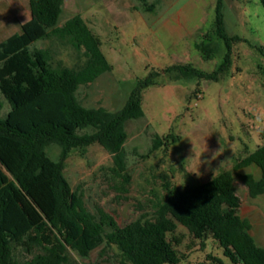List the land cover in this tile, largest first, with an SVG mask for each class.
<instances>
[{
    "label": "trees",
    "instance_id": "1",
    "mask_svg": "<svg viewBox=\"0 0 264 264\" xmlns=\"http://www.w3.org/2000/svg\"><path fill=\"white\" fill-rule=\"evenodd\" d=\"M139 1L144 10L153 11L154 4ZM260 1L264 7V0ZM64 4L65 0H29L30 20L21 25L20 33L0 43V94L11 106L6 117L0 118V264H82L71 251L87 259L100 247L103 251L116 247L118 264H180L183 257L169 237L179 225L202 246L208 238L217 241L232 264H264V247L254 238L251 221L239 213L235 184V172L255 166L259 177L245 173L241 179L250 197L264 194V138L233 170L220 171L214 180L212 176L185 189L166 184V199L151 216L123 226L102 208L91 212L81 194L72 190L64 175L67 160L74 150L84 153L93 144L112 155L113 173L128 179L124 175L126 125L144 117L142 94L154 79L150 75L138 81L119 111L83 105L77 95L80 87L111 71V65L99 37L80 14L58 25ZM212 33L226 47L223 62L214 72L189 65L168 70L210 79L227 71L234 45L243 40L227 33L223 0L217 2ZM205 37L208 42L196 48L211 60L218 46L210 33ZM38 41L70 45L85 60L54 67L50 47L31 48ZM260 68L264 77V67ZM3 105L0 100V111ZM164 140L156 135L151 151ZM52 144L61 147L58 161L47 153ZM208 258L212 264H225L211 254Z\"/></svg>",
    "mask_w": 264,
    "mask_h": 264
},
{
    "label": "rangeland",
    "instance_id": "2",
    "mask_svg": "<svg viewBox=\"0 0 264 264\" xmlns=\"http://www.w3.org/2000/svg\"><path fill=\"white\" fill-rule=\"evenodd\" d=\"M3 0L8 17L23 23L31 18L29 1ZM153 11L144 10L139 0H66L58 25L62 26L80 14L101 41V50L111 65V71L100 75L93 83L81 86L78 98L87 107H103L116 112L124 107L135 84L153 76L154 83L143 91L144 117L127 123L128 140L124 144L126 171L115 175L113 157L104 147L93 144L83 153L74 150L69 156L64 175L73 191L83 197L93 213L98 208L110 213L120 225L142 216H151L158 203L167 196L166 184L180 189L195 187L213 176V169L226 162L222 170L234 165L263 142L264 131V7L260 0H223L226 31L243 41L233 47L232 64L214 79L168 70L189 65L205 72H214L223 62L226 47L212 31L215 26L218 0H147ZM29 14V16H28ZM28 16V18H26ZM9 28L7 35L15 33ZM18 33L21 28L17 26ZM218 46L215 57L203 58L197 44L208 42L206 34ZM6 35V34H5ZM5 36L2 39H5ZM50 47L51 63L75 66L85 58L70 45H51L38 41L31 48ZM156 73H158L156 75ZM4 105L0 118L11 109L0 94ZM165 138L164 144L151 151L155 136ZM206 151L201 160L211 159L221 147L223 153L211 162L201 164L197 177L190 173L197 159H188ZM47 153L54 161L60 158L61 147L52 144ZM260 171L250 166L235 172L237 195L241 201L239 213L252 224V234L264 247V194L252 198L241 175ZM128 180V181H127ZM173 244L183 257L180 264H212L208 255L223 259V248L212 238L202 246L188 230L179 225L170 234ZM117 248L102 247L90 258L72 256L82 264H118Z\"/></svg>",
    "mask_w": 264,
    "mask_h": 264
},
{
    "label": "crops",
    "instance_id": "3",
    "mask_svg": "<svg viewBox=\"0 0 264 264\" xmlns=\"http://www.w3.org/2000/svg\"><path fill=\"white\" fill-rule=\"evenodd\" d=\"M2 2H3V0H0V43L3 42L4 40H6L9 37L7 35V30L9 28H15L16 30L14 32L18 33L17 26H19L21 28V25L24 24L17 17H8V15H7V12H8L7 5H2ZM65 3H66V0H65ZM14 4H15L16 9H17L16 11L20 12L21 9H20V5L17 2V0L14 1ZM64 7H65V4H64ZM29 14H31V12ZM29 14H28V16H29ZM28 16H26V18H28ZM15 33H13V34H15ZM13 34H11V35H13ZM5 36H7V37L5 39H2Z\"/></svg>",
    "mask_w": 264,
    "mask_h": 264
},
{
    "label": "clouds",
    "instance_id": "4",
    "mask_svg": "<svg viewBox=\"0 0 264 264\" xmlns=\"http://www.w3.org/2000/svg\"><path fill=\"white\" fill-rule=\"evenodd\" d=\"M259 130L264 131V123L261 124ZM192 145H193V148H192L193 155H192L191 157H189L188 159H186V160L194 159V158L197 159V163L193 164V166H192V170L190 171V173H193V174H195L197 177H199V176L201 175V172L199 171L200 165H201V164H207V165H209V167H210V166H211V162H212L213 160H215L218 156H220V155L223 153L224 150H222L221 147H220V149H219L218 151H215V152L212 154L211 159L201 160V156H202L206 151H208L207 146L205 147L204 151H202L201 153H199L198 157H195V156H194L195 145H194L193 143H192ZM230 160H231V159H225L224 161H221L219 167L216 168V169H213V170H212V171H213V177H212L213 180H214L215 176L219 174V170H220L222 167L225 166L226 162H229Z\"/></svg>",
    "mask_w": 264,
    "mask_h": 264
}]
</instances>
